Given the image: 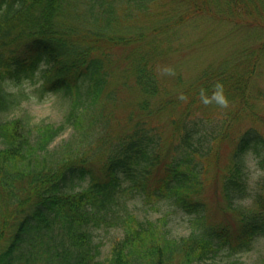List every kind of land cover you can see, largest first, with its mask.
<instances>
[{
  "label": "trees",
  "instance_id": "1",
  "mask_svg": "<svg viewBox=\"0 0 264 264\" xmlns=\"http://www.w3.org/2000/svg\"><path fill=\"white\" fill-rule=\"evenodd\" d=\"M169 1L0 0V264H206L215 260L218 247L239 249L252 235L264 232V197L257 213L238 211V234L221 222L208 224L207 204L199 198L204 190L202 162L209 157L217 162L218 145L227 137L223 127L251 105L247 80L256 66L251 57L232 68L206 69L188 85L178 78L171 88L159 76L158 65L145 56H129L123 78L134 76L133 84L145 97L138 102L142 113L152 116L189 99L182 115L171 121L179 130L172 151L162 152L161 128L146 116L116 142L103 136L84 148L68 146L70 154L50 153V144L65 127L82 126L101 102L110 77L106 63L111 48L143 37L117 34L118 26L160 5L170 6L166 20L157 12L152 15V32L163 33L198 15L216 17L210 12L213 5L218 11L242 12L264 30V0H227L225 5L223 0ZM41 60L48 67L36 74ZM26 77L36 86L6 91L8 82ZM221 88L229 110L216 101ZM49 94L69 99L68 112L59 125L37 129L33 140L31 124L22 116H7ZM156 97L160 99L154 103ZM107 98L115 99L112 92ZM259 98L264 103V89ZM196 109L205 117L192 118ZM214 113L220 118H213ZM258 131L262 133L249 128L240 134L225 169L222 191L230 208L233 194H243L234 173L236 158L251 141L264 142ZM98 151L105 152L100 170L91 162ZM162 204L194 214L187 235L171 234L168 211L155 220L135 213V208ZM112 228L120 237L104 259L102 234Z\"/></svg>",
  "mask_w": 264,
  "mask_h": 264
},
{
  "label": "rangeland",
  "instance_id": "2",
  "mask_svg": "<svg viewBox=\"0 0 264 264\" xmlns=\"http://www.w3.org/2000/svg\"><path fill=\"white\" fill-rule=\"evenodd\" d=\"M171 2L172 0L168 5ZM226 2L227 0L222 1L224 5ZM162 7L165 6L160 5L151 14L147 13L141 19L126 22L121 27L118 26L117 34H125L130 37L142 35L143 37L139 40L133 38L127 45L111 48V58L106 63L110 77L101 102L87 114L86 121L82 126L77 128L71 125L66 126L50 144V153L70 154L72 151H68V146L84 148L103 136L107 137L108 142H116L121 135L133 128L134 122L147 116L140 111L138 106V102L145 97L133 84L134 76L130 75V79L123 78L124 66L130 62L129 56L131 58L145 56L158 65L159 76L171 88H175V80L178 78H182L188 85L198 79L206 69L232 68L236 61H243L246 64L251 57V64L253 61L256 62L255 70L247 80L249 82L248 100L251 105L244 107L236 120L229 119L230 124L223 127L227 137L218 145L217 162L212 157L202 162L205 168L204 175L201 176L204 190L199 196L207 204L208 224L221 222L228 225L234 234H238L242 224L238 216L239 209L229 207L222 191V182L225 169L230 162L231 154L240 134L249 128H256L264 133V103L259 98V92L264 89V30L256 24L253 26L252 19L242 12L232 14L224 8H222L223 11H218L211 5L210 12L216 17L202 14L198 15L200 16L198 18H191L189 22L176 27V29H169L163 33L152 32V26L155 23L152 17L153 13L157 12L161 20H166L165 13L171 8L170 6ZM239 20H244V22H237ZM123 82H126V85H123ZM109 92L114 94L115 99L107 98ZM159 99L160 97H156L153 102H158ZM188 102V98L183 99L180 104H173L157 114L147 116L150 124L158 125L161 128V136L164 139L162 152L166 154L172 151V146L174 148L179 139V130L175 131L171 121L182 115L183 108ZM228 107H225V110ZM68 109L69 99L49 94L41 102L31 100L23 103L7 118L22 116L33 126L31 129L33 131L32 139L35 140L37 129H42L46 127H42L43 125L48 124L59 125L64 121ZM212 111L211 109L210 117H212ZM96 114L99 116L96 117ZM190 116L204 118L205 114L196 109L191 112ZM220 116L214 113L213 118H220ZM92 118L94 124L90 123ZM104 156L105 152L98 151L91 160L96 170H100ZM87 182L83 184L86 185ZM169 207L163 204L155 209L138 207L135 208V213L139 218L146 216L155 220L161 218L168 211V218L171 219L168 228L171 230L170 226H172L184 231V214L175 207ZM189 230L187 228L188 233ZM102 236L105 241L102 257L105 259L111 250L112 241L120 237V232L118 229L112 228ZM181 236L184 235L175 237Z\"/></svg>",
  "mask_w": 264,
  "mask_h": 264
},
{
  "label": "clouds",
  "instance_id": "3",
  "mask_svg": "<svg viewBox=\"0 0 264 264\" xmlns=\"http://www.w3.org/2000/svg\"><path fill=\"white\" fill-rule=\"evenodd\" d=\"M47 67V61L41 60L36 68V74ZM40 82L42 83V81ZM34 86L36 85H33L32 79L26 77L19 83L8 82L6 91L16 93L21 87L27 91ZM215 95L217 103L227 107L228 99L222 88ZM260 134L264 136V134ZM236 159L234 173L243 185V194H233L230 206L233 209H239L242 215H253L257 213L256 210L260 206V198L264 197V142L251 141ZM193 215V213L184 212L185 230L180 231L176 227L170 226L171 234L174 236L187 235L188 223ZM206 264H264V232L252 235L247 245L239 249H232L227 245L218 247L215 260L206 262Z\"/></svg>",
  "mask_w": 264,
  "mask_h": 264
}]
</instances>
